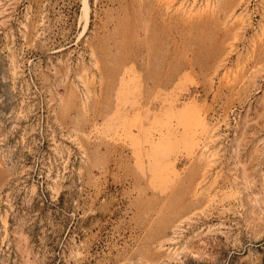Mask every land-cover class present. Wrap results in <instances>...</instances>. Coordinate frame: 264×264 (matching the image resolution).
<instances>
[{
  "label": "rangeland",
  "instance_id": "374dc122",
  "mask_svg": "<svg viewBox=\"0 0 264 264\" xmlns=\"http://www.w3.org/2000/svg\"><path fill=\"white\" fill-rule=\"evenodd\" d=\"M0 264H264V0H0Z\"/></svg>",
  "mask_w": 264,
  "mask_h": 264
},
{
  "label": "bare ground",
  "instance_id": "6f19581e",
  "mask_svg": "<svg viewBox=\"0 0 264 264\" xmlns=\"http://www.w3.org/2000/svg\"><path fill=\"white\" fill-rule=\"evenodd\" d=\"M88 13H89V8H88V5H87V2L85 1V3H84V17L86 18V19H88L87 17H88ZM87 21V20H86Z\"/></svg>",
  "mask_w": 264,
  "mask_h": 264
}]
</instances>
